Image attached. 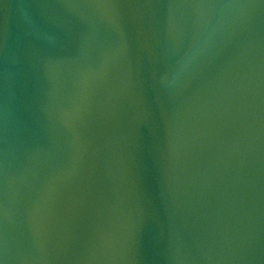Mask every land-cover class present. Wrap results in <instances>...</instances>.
I'll list each match as a JSON object with an SVG mask.
<instances>
[{
    "label": "water",
    "instance_id": "1",
    "mask_svg": "<svg viewBox=\"0 0 264 264\" xmlns=\"http://www.w3.org/2000/svg\"><path fill=\"white\" fill-rule=\"evenodd\" d=\"M0 264H264V0H0Z\"/></svg>",
    "mask_w": 264,
    "mask_h": 264
}]
</instances>
